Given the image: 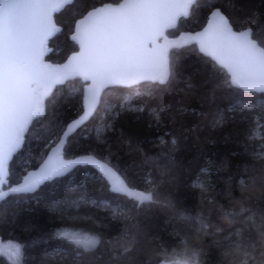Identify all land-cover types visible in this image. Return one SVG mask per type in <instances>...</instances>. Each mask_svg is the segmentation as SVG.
Wrapping results in <instances>:
<instances>
[{"label":"trees","instance_id":"1","mask_svg":"<svg viewBox=\"0 0 264 264\" xmlns=\"http://www.w3.org/2000/svg\"><path fill=\"white\" fill-rule=\"evenodd\" d=\"M119 1L67 5L56 14L62 30L50 42L48 59L65 61L78 49L71 38L76 21L94 7ZM215 8L235 29L252 27L264 46V0H197L169 35L204 27ZM171 69L164 85L106 89L95 114L69 137L64 150L66 157L93 153L106 160L134 190H154L159 203L137 206L113 193L92 166H79L35 193L11 195L0 203V237L21 244V264H264V247L249 260L235 242L225 240L238 229L245 233L241 208L264 223V104L255 105L264 94L230 90L227 71L197 45L174 49ZM83 87L81 79H74L55 89L45 114L34 120L14 155L10 184L37 167L82 113ZM256 118L262 122L260 134ZM100 121L102 133L96 131ZM73 201L71 209L61 208ZM104 201L109 206H102ZM228 209L234 210L233 227L232 218L224 216ZM198 219L211 229L200 227ZM71 231L98 236L97 252L78 260L59 235ZM129 243L133 248L127 256L113 258ZM0 264L12 263L0 255Z\"/></svg>","mask_w":264,"mask_h":264},{"label":"snow or ice","instance_id":"2","mask_svg":"<svg viewBox=\"0 0 264 264\" xmlns=\"http://www.w3.org/2000/svg\"><path fill=\"white\" fill-rule=\"evenodd\" d=\"M74 2L0 0V186L8 185L7 160L21 148L28 125L35 117L44 115L43 100L49 95L50 87L63 79L57 70L42 62V57L49 36L60 31L52 20V13ZM192 3L193 0H182L181 3L176 0H125L116 7L105 4L88 11L75 24V34L71 37L81 50L68 65L63 66L64 70L82 74L93 85L118 83L130 86L142 81L167 84L172 77L167 54L161 52L148 56L144 49L148 44L154 45V37L162 35L165 28L175 27L178 17L187 16V9ZM191 41L198 43L202 52L230 74L227 85L230 90L264 93V47L253 38L251 29L233 31L221 16L214 29H205L203 33L192 36ZM41 82L48 87L42 90ZM34 84L36 87H33ZM90 91L92 96L86 100L90 107H94L97 89L93 87ZM88 115L86 111L75 125H69V131ZM89 162L95 163L92 159L71 163ZM100 168L106 176L115 177L111 186L113 193L126 196L137 206L159 203L154 190H134L107 164L100 165ZM60 174V171L53 170L51 176ZM34 175L28 173L23 183L16 187L8 185L7 191L0 187V203L12 194L35 192L40 181L31 179ZM51 176L44 178L50 179ZM241 212L245 214L242 225L245 233L238 229L230 232L225 240L235 242L237 249L244 251L251 260L252 254L264 247V223H258L254 215H248V209L241 208ZM114 214L120 213L114 210ZM224 216L232 218L230 227L235 226L237 221L233 209L226 210ZM196 222L205 229L212 227L203 219ZM59 235L71 246L78 260L84 255H94L102 243L93 234L62 232ZM132 248L131 243L121 245L118 254L113 253V258L127 256ZM15 250V254L19 255V245L15 246ZM172 251L181 254L180 250Z\"/></svg>","mask_w":264,"mask_h":264},{"label":"water","instance_id":"3","mask_svg":"<svg viewBox=\"0 0 264 264\" xmlns=\"http://www.w3.org/2000/svg\"><path fill=\"white\" fill-rule=\"evenodd\" d=\"M124 2H125V0H121V1L116 2V3L115 2H107V3H104V4L99 5L97 7H94V8L103 7L105 4L111 5L112 7H116L118 4H121V3H124ZM176 2L177 3H181L182 0H176ZM196 2H197V0H193V3L191 4V6L187 9V11H188V15L187 16H180V17L177 18L175 27L165 28L163 33H162V35H160L158 37H154V39H155V44L154 45L153 44L146 45V47L144 49L146 55L152 56V55H157V54H159L161 52L166 53L167 54V58H168L169 63H170V66H171V52L174 49L181 48V47L188 46V45H197L199 50H200V45L198 43L192 42L191 41V37L196 35V34H198V33H203L204 30L207 29V28H213L214 29L220 23V17L221 16L224 17L227 20L228 25L232 28L233 31L239 32V31H245V30L251 29L252 33H253V28L252 27H247V28H244V29H235L234 26L232 25L229 17L226 15V13H224L220 8H215L211 12L209 20H208V22L206 23V25L204 27H202V28H200L198 30H195V31L194 30H184V31H182L181 33H179L177 35H169L168 31L171 30V29L176 28L178 26V24H179L180 19L186 18V17H188L190 15L192 7L196 4ZM65 7H63L61 9H59L58 11H55V12L52 13V20L56 24V26L60 29V31L56 32L54 35L49 36V38H48V40L46 42V50H45L44 55L42 57V62L45 65L51 66L52 69L57 70V74L60 75L61 77H63V79H62L61 82L55 83V84H53L50 87L49 95L46 96L44 98V100H43V110H44V114H45L47 100L52 96V94L54 93L55 89L58 86L64 85L70 80L81 79L84 82V87H83V111H82V113L79 116H77L74 119H72L66 125L64 131L62 132V134L60 135L58 140L50 147L48 153L46 154V156L42 160V162L37 167L29 169L24 174V176H26L28 173H34L35 175L31 179L36 180V181H40V183L38 184L35 192L40 190V188L42 186H44L46 183L51 182V181H53L55 179L63 178L65 176H67L68 174L73 172L79 166H92L95 170H97L99 172V174H101L105 178V180H107V182L110 184V187L112 186V181L115 179V177L106 176L104 174V172L101 170L100 165L107 164L108 167L112 168L113 171L116 172L117 176L120 179L124 180L122 175L120 174V172L113 165H111L107 161L101 159L100 157L96 156L95 154L87 153V154H79V155L72 156V157H66L65 154H64V150H65V147H66V144L68 142L69 137L76 130H78L81 126L86 124L91 119V117L95 114V112L97 111V109L100 106L103 93H104V91L106 89H108L110 87H115V86L131 87V86L139 85V84L144 83V82H150V81H142L140 83L132 84L130 86L126 85V84H118V83L106 84L104 86H101L99 84L93 85L92 81L90 79L89 80H85L82 74L74 73L70 69L64 70L63 66L64 65H68L69 62L72 60V58L75 57L77 55V53H79L80 50H81L80 46H79V44L77 42L76 43L78 45V49L76 51L72 52L65 61L57 63V62H53V61L49 60L48 56L52 52V49H53L52 46L50 45V42L62 30V26L60 24H58L57 21H56V14L60 13ZM94 8H92V9H94ZM91 10H89V11H91ZM214 13H218V15L214 16L213 15ZM85 15H87V13ZM85 15L80 17L76 21V23L79 20L83 19V17ZM74 34H75V29H74V32H73L72 36ZM253 38H254V36H253ZM260 46L264 47L261 44H260ZM202 53L204 55H206L204 52H202ZM228 75H229V77L231 79V76H230L229 73H228ZM40 86H41L42 90H43V88L48 87V85L43 83V82H41ZM33 87H36V85L34 84ZM93 87H95V89H97V92H96L97 101H96V104H95L94 107H90L89 103L86 100V98H89V99L91 98L92 92L90 91V89H92ZM86 111L89 113V115L78 126L72 127L71 131H69V125H75V122L80 120V117L83 116ZM38 117H40V116H38ZM38 117H35L33 119L32 123ZM32 123L28 125L27 130L23 134L24 140H25V135L28 132V130H29L30 126L32 125ZM64 133H67V135H65ZM24 140H23V144H24ZM23 144H22L21 148L23 147ZM19 150H17L16 152L12 153L11 159H8L7 162H6V168H7V177L6 178H7V181H8V185H10L12 187H16L19 183H23V178H24V176H23L22 179L19 182L15 183V184H10L9 183L10 164H11L13 158H14V155ZM88 159L94 160L95 163H92V162H89V163H71V162H74V161H82V160H88ZM62 165H66V167H63ZM42 169H43V171H42ZM53 170L60 171L62 174L51 176V173H52ZM45 176H51V178L50 179H45L44 178ZM8 185H3V186H0V187H2V189L4 191H7ZM35 192H33V193H35ZM21 194H29V193H21ZM12 195H16V194H12ZM17 195H20V194H17Z\"/></svg>","mask_w":264,"mask_h":264},{"label":"rangeland","instance_id":"4","mask_svg":"<svg viewBox=\"0 0 264 264\" xmlns=\"http://www.w3.org/2000/svg\"><path fill=\"white\" fill-rule=\"evenodd\" d=\"M263 104H264V98L257 101V104H255V105H263ZM251 105H253V104L251 103ZM255 120L257 122L259 121L258 118H256ZM257 124L258 125L256 128V133L260 134L261 133L260 126H261L262 122L259 121ZM104 130H105V124L103 123V121H100L96 126V131L98 133H102V132H104ZM70 180H72V179H70ZM196 182L199 185H203V183L200 179L197 180ZM60 204H61L60 202L54 204L53 208L59 207ZM71 204H74V201H73V203L72 202L71 203L65 202V204L61 205V208L62 209L65 208L66 210L71 209ZM64 205H65V207H63ZM101 205L102 206H109V203L104 201V202H101ZM70 233H78L80 235L90 234V233H83V232H77V231H71ZM16 245H19V247L21 249V252L19 255L15 254V251H16L15 246ZM0 252H2L3 253L2 255H4L12 264H21L22 246L18 241H16V240H4L0 237Z\"/></svg>","mask_w":264,"mask_h":264},{"label":"flooded vegetation","instance_id":"5","mask_svg":"<svg viewBox=\"0 0 264 264\" xmlns=\"http://www.w3.org/2000/svg\"><path fill=\"white\" fill-rule=\"evenodd\" d=\"M71 81V80H70ZM69 82V81H68Z\"/></svg>","mask_w":264,"mask_h":264},{"label":"bare ground","instance_id":"6","mask_svg":"<svg viewBox=\"0 0 264 264\" xmlns=\"http://www.w3.org/2000/svg\"><path fill=\"white\" fill-rule=\"evenodd\" d=\"M24 176V175H23Z\"/></svg>","mask_w":264,"mask_h":264}]
</instances>
